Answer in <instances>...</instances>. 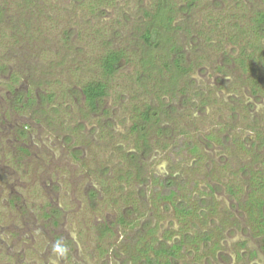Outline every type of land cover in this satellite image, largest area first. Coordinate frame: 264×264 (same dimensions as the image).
I'll return each instance as SVG.
<instances>
[{"label":"rangeland","instance_id":"rangeland-1","mask_svg":"<svg viewBox=\"0 0 264 264\" xmlns=\"http://www.w3.org/2000/svg\"><path fill=\"white\" fill-rule=\"evenodd\" d=\"M104 1L35 0L26 9L25 0H0L14 24L36 23L33 40L14 45L8 31L0 41V264H146L144 249L182 238L172 264H264V235L243 208L248 171L240 170L258 169L253 158L264 153L257 139L264 137V95L251 92L234 61L239 39L231 40L235 23L250 25L264 0H195L191 7V0H170L169 42L153 51L141 33L158 0ZM110 46L127 59L89 112L79 89L101 77L95 60ZM148 51L159 60L141 85L140 58ZM177 58L187 74L175 72ZM12 73L22 79L13 85L19 95L8 86ZM48 91L57 95L52 102ZM148 103L161 108L159 123L169 129L151 131L153 152L145 155L133 124ZM25 125L28 135L20 138ZM131 152L139 153L136 164ZM231 185L240 190L233 194ZM182 207L195 216L183 219ZM210 231L211 238L190 242ZM57 242L66 255L53 250Z\"/></svg>","mask_w":264,"mask_h":264},{"label":"trees","instance_id":"trees-1","mask_svg":"<svg viewBox=\"0 0 264 264\" xmlns=\"http://www.w3.org/2000/svg\"><path fill=\"white\" fill-rule=\"evenodd\" d=\"M34 1L35 0H25L24 7H27L26 9H29ZM103 1L104 0H100V2ZM238 3L240 4L241 2ZM187 4V6L191 7L193 4H195V0L188 1ZM175 12V6L170 0H158V6L154 13H146L151 16V19L148 21L147 25L142 31L141 38L147 45L149 51L157 50L161 47H167V44L169 42L168 39L170 38L169 29H171L174 22ZM252 12L253 16H251L250 19L251 24L246 28L241 27L238 22L235 23L236 28L233 31L236 33H234V35H231V40L235 43V38H238L240 42V51L238 55L234 56L235 64L240 67V69L244 73V76H246V81H248V83L250 84L251 92L257 96H262L264 95V9L253 10ZM13 19L14 18L11 19L10 17H8L5 8L0 6V41L1 38H3V36H5V34L9 31L11 40L14 39L13 44L17 45L21 42L22 39L24 41L26 37H29L32 29L35 28L36 23L35 21L32 22L33 18L31 17H29V19L23 18V21L17 24L13 23ZM224 20V17L220 18V20H217L215 28L219 26L220 21L222 23V21ZM70 31L71 29H66L64 32L63 37L66 41H71ZM246 34H253L255 38L254 41L249 40V42H247L246 39L244 41L243 36L245 37ZM34 36L35 33H32L29 38L33 40L35 38ZM108 43L111 44V42ZM173 48L174 47H172V49ZM149 51L146 52L145 55H142L140 58L142 71L139 72L137 80L141 85H145V83H147V80L149 81L154 77V69L157 67L156 64H158L157 59L159 60V58L150 54ZM125 59H127V52L124 49L112 48L110 46L106 47V49L100 53L97 60H95L96 65L100 68L101 77L83 83L79 89L81 95L83 96L85 107L89 112H95L98 109L100 101H102L103 98L108 95L109 82L111 78L116 74L121 66V63ZM181 59L182 58H177L176 60H174V67L176 68L175 72L182 75L187 74L190 70V67L182 64ZM58 64L65 65V61H61ZM163 65H165L167 68L171 67L169 61L165 62ZM5 67L6 66L3 64L0 65V71H4ZM52 68H49V72L51 73H53L55 69ZM33 72L34 71L32 69L30 74L35 75V73ZM21 80V76L18 73H12L10 76V82L8 86L16 95H19V91L16 88L14 89L13 85L20 82ZM34 84H37V81ZM164 91H170L173 93L174 89L172 87H170L169 89L168 87V89H165ZM56 96V93L53 91H48V93H46V97L49 102H52ZM27 99L29 104H32L34 102L31 91L27 93ZM28 103H24V107H26ZM161 114V108L154 106L152 103L146 104L145 109L137 108L133 129L138 134V138L136 139V149H138L140 153L147 155L153 152V145L151 144V131L155 127L159 128L158 130L160 135L163 133L165 134V130L167 131V128L169 129L168 126L164 127L159 123ZM28 128L29 125H25L24 128L20 129L18 133L20 138L22 136L28 135L26 131ZM261 135L259 138L257 137V139L260 140V143H258L259 148L264 147V137ZM243 146L246 147L245 145ZM193 148L194 150H198L196 147ZM22 151L27 152V149L22 148ZM127 157L132 163L135 164L137 162L135 160L140 158L138 152L128 153ZM253 161L255 165H257L256 162H258V169H255L256 167L252 164L249 165V167H240V170L248 171L247 179L244 180L248 189V194L247 198L244 200L243 208L244 210L246 209V213L249 216V221L251 222V225L255 229V231L264 235V153L261 154V152H256ZM137 167L139 170V166ZM140 173L141 172L139 170V176ZM174 183L175 181L173 179H169V184L171 186ZM234 188L235 186L233 187L231 185L229 189L233 194H236V191L239 188ZM92 195H95V191H92ZM174 195L175 190L171 189L169 194L166 195L165 198L167 200H172L171 198ZM180 213L183 219H186L189 216H195V213L192 210L184 207H182ZM196 216H198V214H196ZM212 235L213 231L205 233L203 237H197L196 235L193 237L191 235L189 237L188 234H186L185 236L190 238V242H198L201 239L206 240L208 238H211ZM184 244L185 241H183L182 238V242L173 244L169 247L160 246V248L156 249L155 247L150 246L149 249L146 248L143 250L144 253H146L145 262L146 264H172L171 258L175 259V257H177V251H179ZM150 252L153 253L152 256L147 255Z\"/></svg>","mask_w":264,"mask_h":264},{"label":"clouds","instance_id":"clouds-1","mask_svg":"<svg viewBox=\"0 0 264 264\" xmlns=\"http://www.w3.org/2000/svg\"><path fill=\"white\" fill-rule=\"evenodd\" d=\"M53 250L58 253L60 256L66 255L68 249L65 245H63L61 242H57L53 245Z\"/></svg>","mask_w":264,"mask_h":264}]
</instances>
